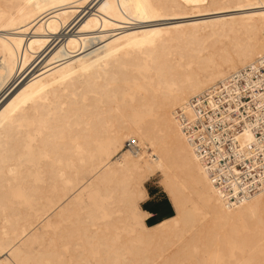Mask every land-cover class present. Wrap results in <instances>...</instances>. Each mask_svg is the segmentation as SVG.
Instances as JSON below:
<instances>
[{
	"label": "bare ground",
	"instance_id": "bare-ground-1",
	"mask_svg": "<svg viewBox=\"0 0 264 264\" xmlns=\"http://www.w3.org/2000/svg\"><path fill=\"white\" fill-rule=\"evenodd\" d=\"M90 1L0 0V243L55 241L70 249L67 259L95 251L128 264L250 258L260 243L264 189L230 210L218 204L176 111L216 76L260 57L262 0H210L256 7L195 14L184 0H99L97 14L63 42ZM144 4L160 17L138 19ZM167 20L176 22L156 24ZM157 30L163 35H150ZM97 38L104 48L87 54L85 43ZM46 54L45 66L25 77ZM148 173L139 209L146 212V183L157 176L175 214L149 226L147 213L140 226L133 202Z\"/></svg>",
	"mask_w": 264,
	"mask_h": 264
},
{
	"label": "snow or ice",
	"instance_id": "snow-or-ice-1",
	"mask_svg": "<svg viewBox=\"0 0 264 264\" xmlns=\"http://www.w3.org/2000/svg\"><path fill=\"white\" fill-rule=\"evenodd\" d=\"M107 7L108 5H105V8ZM138 7L144 9L142 13H138L137 18L140 20L156 19L161 15V12L157 11L153 5L144 4ZM184 7L195 14V10L198 9L225 12L231 7L253 9L256 5L238 3L233 6L213 4L210 3V0H184ZM259 8L261 10L259 18L264 20V0L259 4ZM101 11L103 12L104 8ZM253 18L255 17H248V19ZM150 35H163V31L157 30ZM151 43L152 46H155L154 41ZM260 62L264 64V51L260 54ZM255 63L254 59L249 62L251 65ZM247 67L248 65H245V68ZM244 70V68L237 69L235 72L221 73L216 76L209 88L211 95L206 93L203 100H200L199 96L196 97V100H200L198 105L196 101L186 100L183 105L184 110L195 119H189L187 126L182 125L180 129L183 139L191 146L192 156L199 165V172L204 185L208 191L215 195L216 202L223 204L229 210L246 204L249 200L247 196L249 188L243 179L245 173L237 171L234 163H241L239 158L244 155V149L252 152L256 148L260 154H264V80H261L260 94L256 96L252 78L245 79L238 75ZM230 80H235L236 83H229ZM215 87L219 88L218 92L212 90ZM249 92L256 97L255 100L248 95ZM245 98L250 102L242 103ZM13 103L15 104V102ZM194 108H198V111H193ZM205 108H207V112ZM253 108L256 109L255 112H253ZM209 113L217 116L223 113V127L219 133L216 127L218 121H213L211 125L208 123ZM233 116L235 119H232ZM201 122H203V127H201ZM226 136L229 137V142L233 144V148L229 151L235 156L234 162L225 155V149L222 146ZM197 138L200 140L198 144L196 143ZM237 143H239L238 147L235 146ZM205 144L209 146L208 151L204 150ZM251 158L247 157V159ZM260 170L262 175L259 182L264 184V164L261 165ZM148 175L151 173L141 178L133 202V215L140 226H143L147 212L139 209L138 202L147 198V193L143 189V180L147 179ZM226 193H230V195H226ZM241 193H243L244 199H240ZM233 198L236 199V204L231 203ZM253 219L255 220V217ZM258 228L260 233L258 248L251 247L246 253L250 258L239 261L238 264H264V211L259 217ZM69 252L68 247L58 245L55 241L46 245H28L20 242L0 243V264H128L127 261L102 260L99 258L100 253L95 251L93 252L94 258L67 259ZM257 252L260 256L258 261L254 258ZM77 253L83 254L84 250L77 249Z\"/></svg>",
	"mask_w": 264,
	"mask_h": 264
},
{
	"label": "built area",
	"instance_id": "built-area-1",
	"mask_svg": "<svg viewBox=\"0 0 264 264\" xmlns=\"http://www.w3.org/2000/svg\"><path fill=\"white\" fill-rule=\"evenodd\" d=\"M256 63L254 65L249 64L247 68L244 67V71L242 73H238V75L243 76L245 79L248 77L252 78V82L254 85V88L256 89V96H259L260 92V82L261 80H264V64L260 62V57L257 58ZM242 69V68H241ZM229 83H236L235 80H230ZM211 87V86H210ZM209 87V88H210ZM209 88L204 90L203 92L195 95L189 101H196V104L198 105L200 100H203L205 97V94L207 93L208 95H211V92L209 91ZM213 91L218 92L219 88L215 87L212 88ZM250 97H252L253 100L256 99L255 96H252V93L249 92L248 94ZM199 96L200 100H196V97ZM250 101L245 98L242 100V103H249ZM193 111H198V108H194ZM205 111L207 112V108H205ZM256 109L253 108V112H255ZM223 113H221L219 116L217 115H212L211 113L208 114V123L211 125L213 121H218L216 127H217V132L219 133L222 130L223 127V119H222ZM176 118L178 120V123L181 126H187L188 120L192 119L194 120L195 117L191 116L190 113L185 112L184 106L180 107L176 111ZM232 119H235L233 116ZM201 127H203V122H201ZM231 127V125H229ZM199 131V129H197ZM196 143H200L199 138H197ZM225 149V155L229 156L230 160L233 162L235 161V156L229 151V149L233 148V144L229 142V137H225V143L222 145ZM236 147L239 146V143L235 145ZM128 147L133 148L131 143H128ZM204 150L208 151L209 146L207 144L204 145ZM247 157H252L251 159H247ZM240 161L241 163L235 164L234 166L237 168V171L245 173V176L243 179L245 180V183L248 185V192L247 196L251 198L258 192H260L262 189H264V184L260 183V178H261V165L264 164V154H260L258 149L254 148L252 152H249L247 149H244V155L240 156ZM226 195H230V193H226ZM240 199H244L243 193L240 195ZM232 204H236V199L231 200Z\"/></svg>",
	"mask_w": 264,
	"mask_h": 264
},
{
	"label": "rangeland",
	"instance_id": "rangeland-1",
	"mask_svg": "<svg viewBox=\"0 0 264 264\" xmlns=\"http://www.w3.org/2000/svg\"><path fill=\"white\" fill-rule=\"evenodd\" d=\"M99 0H95V1H90V2H88L86 5H85V7H83V8H80L79 9V13H78V15L80 16V18L77 20V22L75 23V25H73V27L72 28H69V29H67V31L66 30H64L61 34H62V37H63V39H62V37L59 39V41L58 42H60L61 41V39L63 40V42L66 40V35L68 34V35H71V34H73V35H76V34H78L79 32L78 31H80V29L76 26L78 23H79V21H81V19L83 18V17H85L86 15H90V14H94L96 11H97V8H96V4H97V2H98ZM94 2V3H93ZM87 13V14H86ZM95 14H97V13H95ZM186 19H184V20H177V22H182V21H185ZM190 20H193L192 18H190ZM170 21V22H169ZM167 20V21H161V22H157L156 24H160V25H163V24H169V23H174V22H176V20ZM186 21H189V18L186 20ZM168 22V23H167ZM74 28V29H73ZM73 29V30H72ZM77 29V30H76ZM69 30V31H68ZM72 30V31H71ZM71 31V32H70ZM34 32V31H33ZM64 33H66V35L64 34ZM30 34V33H29ZM32 34L33 33H31V35L30 36H32ZM100 34H96L95 36H99ZM28 36V35H27ZM104 39H95V40H90V41H87L85 44H86V46H87V54H92V53H96V52H98V51H101L104 47V45H105V43H104ZM48 54V53H47ZM47 54L46 55H44L43 57H41V58H39L38 60H36L35 61V63L32 65V67L29 69V71L27 72V74H26V76L25 77H27L32 71L33 72H36V71H38L39 69H42L44 66H45V64H46V61H45V57L47 56ZM48 59V58H47ZM46 59V60H47ZM45 63V64H44ZM36 67V68H35ZM2 74H4V70L2 69V68H0V81H1V79H2V77H3V75ZM2 76V77H1ZM19 78V75L17 76V79ZM158 180H159V178L156 176V177H152L147 183H146V187H147V189H150L152 186H158L159 188H161L162 190H163V188L159 185V183H158ZM165 192V191H164ZM146 202V201H145ZM144 203V202H143ZM142 203V204H143Z\"/></svg>",
	"mask_w": 264,
	"mask_h": 264
},
{
	"label": "crops",
	"instance_id": "crops-1",
	"mask_svg": "<svg viewBox=\"0 0 264 264\" xmlns=\"http://www.w3.org/2000/svg\"><path fill=\"white\" fill-rule=\"evenodd\" d=\"M149 198L142 204V208L150 214L148 220L157 224L174 216L175 211L167 194L158 186L148 189Z\"/></svg>",
	"mask_w": 264,
	"mask_h": 264
},
{
	"label": "trees",
	"instance_id": "trees-1",
	"mask_svg": "<svg viewBox=\"0 0 264 264\" xmlns=\"http://www.w3.org/2000/svg\"><path fill=\"white\" fill-rule=\"evenodd\" d=\"M163 221H164V220H163ZM147 224H148L149 226L156 225V224L152 223L150 220H147Z\"/></svg>",
	"mask_w": 264,
	"mask_h": 264
}]
</instances>
